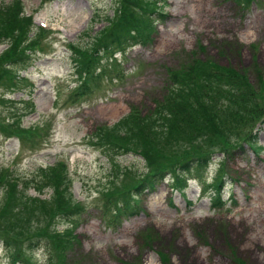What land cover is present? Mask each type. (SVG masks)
<instances>
[{
    "label": "rangeland",
    "instance_id": "rangeland-1",
    "mask_svg": "<svg viewBox=\"0 0 264 264\" xmlns=\"http://www.w3.org/2000/svg\"><path fill=\"white\" fill-rule=\"evenodd\" d=\"M10 1L0 0V7ZM17 1L35 24L27 31L21 21L27 31L19 47L27 54L22 63L9 61L11 46L0 43V71L6 76L0 81V167L29 186L41 177L37 167L62 159L70 181L65 194L72 202L71 214L57 213L54 189L45 188L39 196L48 201L44 208L21 204L18 194L0 203V218L10 227H25L34 239L17 247V262L264 264V149L255 154L240 137L227 152L211 156L207 172L189 180L183 195L166 176L138 196L132 184L148 174V163L116 138L124 136L120 118L157 109L169 96L170 74L191 71L201 60L231 64L255 85L264 83V0L245 5L235 0ZM104 27L95 50L90 37ZM126 34L138 44L116 47ZM263 117L262 108L241 133L253 134L264 148ZM176 137L183 138L181 146L169 139L153 148L193 147L180 129ZM165 157L159 158L165 162ZM219 170L223 184L216 208L210 193ZM134 172L141 176L133 177ZM20 187L15 192L21 194ZM35 195L29 187L27 196ZM115 202L122 208L126 202L135 205L137 213L116 217ZM43 226L46 237L35 242ZM8 262L0 244V264Z\"/></svg>",
    "mask_w": 264,
    "mask_h": 264
},
{
    "label": "trees",
    "instance_id": "trees-1",
    "mask_svg": "<svg viewBox=\"0 0 264 264\" xmlns=\"http://www.w3.org/2000/svg\"><path fill=\"white\" fill-rule=\"evenodd\" d=\"M235 1L237 4L245 5L254 0ZM19 6L17 0H12L6 6L0 7V41L9 42L11 48L8 51V60L12 63H22L27 55L20 52L19 47L26 39L25 34L31 21L26 17L22 19V10H19ZM22 20L26 21L27 31L21 24ZM105 28L99 32L101 35L104 34ZM99 33L90 37L93 49L96 47ZM35 43L32 46L38 45ZM130 43L135 42L131 41L129 34H126L125 40L116 47L121 48ZM14 55H17L18 59L16 56L13 57ZM15 58L16 60L13 61ZM240 72L244 71L231 64L222 65L211 60H201L191 71L188 69L170 74L172 87L169 90V96L165 98V101L158 102L157 109L148 115L127 114L118 120L119 127L124 131V136H116V138L126 147L139 151L150 169L148 174L143 177L137 175L136 172L132 174L133 177H140L132 184L134 194L140 196L143 191H151L166 175L169 176L172 188L183 194L187 180L192 177L200 178L209 165L211 156L217 150L227 152L234 147L235 140L240 137H245L244 139L249 141L255 154L261 152L262 147L258 144V139L251 133L245 136L241 131L247 120L254 118V121H257L260 110L264 109V83L257 82L255 85L245 72V76ZM77 73L81 74V71L77 70ZM0 75H2L0 76L1 81V77H6L4 70L0 71ZM12 79H15V76ZM10 82L9 84L12 86ZM81 87L83 88V86ZM262 121H264V117ZM177 129L192 139L190 144L193 147L191 149L183 148L182 151H176L174 147L168 146L166 152H162L161 149L153 148V146L160 148L161 142H166L169 139L177 141L181 146L183 138H173V133ZM108 133L115 137L113 131ZM197 137L199 138L193 141ZM136 140L138 143L135 142ZM162 154L166 156L165 162L160 160ZM5 169L0 167V203L6 202L8 197L16 198L15 195L18 194L17 200L21 204L30 201L33 205H40L44 208L48 201L40 199L39 196H27V189L32 187L36 193L40 194L45 188H50L54 189L55 194H52V199H56V212L63 216L72 213L69 207L72 202L65 194L70 181L64 162L58 161L52 165L37 167V174L40 172L41 177L31 179L29 186H23L22 182L19 183V180L11 174L6 175ZM19 184L21 187L18 191L21 194L15 192ZM222 184V171L219 170L215 182H213L214 192L210 196L213 206L220 204ZM59 186L63 187L59 188ZM59 198L60 202H58ZM113 205V213L116 217L119 215L129 217L131 214L137 213V207L127 204V202L124 208L118 206L117 202ZM75 207L83 208L78 202L75 203ZM46 231L45 226L37 229L35 242L45 239ZM0 243L8 251V264L19 262L25 264L26 259L18 260L19 262L16 260L19 259L17 247L23 244H32L34 239L25 227H10L8 219L3 217L0 218ZM14 249L15 252L11 253ZM12 258L15 259L14 263H11Z\"/></svg>",
    "mask_w": 264,
    "mask_h": 264
},
{
    "label": "bare ground",
    "instance_id": "bare-ground-1",
    "mask_svg": "<svg viewBox=\"0 0 264 264\" xmlns=\"http://www.w3.org/2000/svg\"><path fill=\"white\" fill-rule=\"evenodd\" d=\"M137 174H140V173H137Z\"/></svg>",
    "mask_w": 264,
    "mask_h": 264
}]
</instances>
